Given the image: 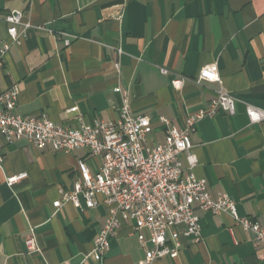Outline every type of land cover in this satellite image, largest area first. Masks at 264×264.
<instances>
[{"label":"crops","instance_id":"crops-1","mask_svg":"<svg viewBox=\"0 0 264 264\" xmlns=\"http://www.w3.org/2000/svg\"><path fill=\"white\" fill-rule=\"evenodd\" d=\"M12 11L22 12L30 28L6 57L0 94L18 86L16 114L44 115L68 129L117 121L124 92L132 113L153 125L147 143L160 145L161 118L181 128L208 109L219 86L196 78L217 64L236 113L218 110L196 123L193 172L214 198L230 195L239 215L264 230V123L246 114L248 105L264 110V0H0V42L10 40L5 17ZM177 78L181 88L172 85ZM81 161L93 175L103 164L89 148L39 149L27 138L8 143L0 133V264H142L145 251L131 223L95 258L109 216L103 197L95 208L82 195L81 208L63 199L81 179ZM182 161L187 167L186 154ZM23 173L8 185V177ZM196 214L201 241L181 237L177 258L153 264H264L255 234L232 215L199 208Z\"/></svg>","mask_w":264,"mask_h":264},{"label":"built area","instance_id":"built-area-1","mask_svg":"<svg viewBox=\"0 0 264 264\" xmlns=\"http://www.w3.org/2000/svg\"><path fill=\"white\" fill-rule=\"evenodd\" d=\"M9 24V41L0 42V72L13 44L19 45L30 28L23 21L20 11H12L5 17ZM22 26V30L19 27ZM66 45L70 44L66 39ZM163 73L167 71L163 70ZM196 81L214 83L219 86L208 109L191 115L184 127L172 125L161 118L166 127L164 143L152 146L147 137L153 132V125L146 116H135L126 94L120 117L115 122L86 124L68 129L58 125L44 115L25 117L16 114L20 89L18 86L0 94V133L8 143L27 138L36 148H51L70 152L78 148H89L92 155L101 156L103 164L92 174L87 163L81 161V179L74 191L64 193L63 199L81 208L80 195L87 208L98 206V196L103 197L109 216L105 227L94 242V256L100 260L110 248L111 237L124 224L131 223L138 241L145 251L142 264H153L158 259H175L181 250V237L195 243L201 241L200 218L196 209L219 214L227 212L245 232L255 234V244L264 248V230L259 223L242 217L237 204L228 194L214 198L208 191L206 179L197 178L193 172L197 157L191 153V134L196 123L203 117L214 116L218 110L230 115L236 113V98L224 87L217 64L203 67ZM183 79L172 81L175 88H181ZM116 91L121 92L119 88ZM73 107L70 111H77ZM246 114L251 123H264V110L248 105ZM186 154L187 167L182 155ZM26 177L19 174L7 178L12 186ZM61 206V201L54 203ZM153 246L150 249L149 246ZM30 250L36 249L34 238L27 241ZM261 257H264V253Z\"/></svg>","mask_w":264,"mask_h":264}]
</instances>
